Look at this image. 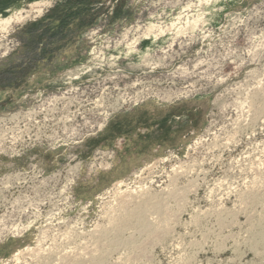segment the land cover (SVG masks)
<instances>
[{
	"label": "rangeland",
	"instance_id": "obj_1",
	"mask_svg": "<svg viewBox=\"0 0 264 264\" xmlns=\"http://www.w3.org/2000/svg\"><path fill=\"white\" fill-rule=\"evenodd\" d=\"M0 264H264V0H0Z\"/></svg>",
	"mask_w": 264,
	"mask_h": 264
}]
</instances>
